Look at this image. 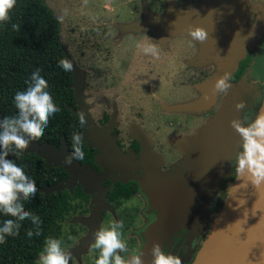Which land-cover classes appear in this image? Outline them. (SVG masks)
Instances as JSON below:
<instances>
[{
	"label": "rangeland",
	"instance_id": "374dc122",
	"mask_svg": "<svg viewBox=\"0 0 264 264\" xmlns=\"http://www.w3.org/2000/svg\"><path fill=\"white\" fill-rule=\"evenodd\" d=\"M44 1L61 23V41L74 76L78 104L75 112H88L97 124L103 120L102 114H108L103 127L108 128L118 142L119 150L126 154H131L129 144L138 140V132L146 133L152 154L158 159L157 171L166 172L162 170L166 167L165 161L177 163L185 158L177 142L194 139L197 132L193 133L194 129L207 127L210 120L235 102L238 96L243 98L253 81L264 83L262 37L247 56L248 66L241 79L227 81L229 87L226 90L219 91L210 103L202 104L203 97L200 98L197 91L221 67V58L213 55L202 60V44L193 40L186 29H176L172 21L174 13L207 14L210 5L221 0ZM207 15L218 32L228 34L225 22L218 15ZM148 45L155 48V55L145 54L143 47ZM197 79L204 81L194 82ZM192 83H196L192 86L197 89L196 97L188 100L192 89L184 85ZM233 85L237 86L233 88ZM186 99L190 104H184L180 112V107L173 103L182 104ZM174 125L177 127L172 129ZM31 151L30 143L23 153ZM236 154L227 160V166L235 162L236 158L233 161L232 158ZM211 195V190L205 191L203 200L190 209L196 215L191 227L197 223L200 225H196L199 228L195 232L197 237L205 229L206 218L201 215ZM138 204H141V197L122 204L120 208L123 213ZM90 216L89 212L83 214L80 209L71 210L61 224L56 239H60L62 248L71 254L69 264H95V237L90 236L87 224ZM113 216V212L108 211L99 230L108 229L114 222ZM191 233L188 231L180 239H189ZM130 237V232L122 231L121 238L125 243L131 241ZM88 247H91L89 251Z\"/></svg>",
	"mask_w": 264,
	"mask_h": 264
},
{
	"label": "water",
	"instance_id": "95a60500",
	"mask_svg": "<svg viewBox=\"0 0 264 264\" xmlns=\"http://www.w3.org/2000/svg\"><path fill=\"white\" fill-rule=\"evenodd\" d=\"M213 10L225 22L228 34L218 32L203 13H174L172 21L176 29H186L190 33L192 29L202 28L207 32L206 41L201 43L202 60L213 55L221 58V67L204 83L206 103L211 102L215 95L217 80L225 74L229 79L264 33V5L256 8L258 17L246 33L241 21V3L226 7L218 2L214 3ZM243 107L242 96H238L208 128L199 130L194 139L176 143L181 151L189 155L180 180L157 173L156 158L152 156L144 135L138 134L141 153L135 159L118 149L108 128H99L85 114L87 123L82 139L87 147L98 150L95 163L105 173H116L112 182H136L148 197L150 209L161 213V218L145 232L147 244L138 254L143 264H152L153 244L158 243L162 248L172 234L185 226L189 221L188 211L199 203L203 192L213 182L212 190L223 177L227 160L236 153L247 135L241 119ZM262 112L264 95L255 121ZM74 113L79 117L78 113ZM233 121H239L240 130L232 127ZM31 144L33 151L26 153L34 152L44 159L46 167L60 166L70 175L69 179L38 188L37 191L45 194L64 189L71 191L81 183L86 194L99 190L101 203L104 202L101 179L89 165H81L75 159L70 164L66 163L72 152L64 144L60 148L47 143ZM135 167L142 175L133 172ZM259 174H264V142L251 134L224 202L212 214L191 264H264V179H260ZM100 209L97 207L93 211L90 236H95Z\"/></svg>",
	"mask_w": 264,
	"mask_h": 264
},
{
	"label": "trees",
	"instance_id": "16d2710c",
	"mask_svg": "<svg viewBox=\"0 0 264 264\" xmlns=\"http://www.w3.org/2000/svg\"><path fill=\"white\" fill-rule=\"evenodd\" d=\"M9 15L7 22L0 23V120L18 114L14 102L15 94L27 90L32 73L39 69L41 76L48 82L47 91L60 111L50 117L41 139L30 143H47L57 148L64 144L72 152V135L78 132L83 136L84 126L80 125L79 117L74 113L77 99L73 72H66L59 65V61L68 60L61 41L60 20L44 0H17ZM14 24L19 26L18 29L13 28ZM247 66V59L240 61L237 71L230 79H241ZM257 88V85H253L250 90ZM259 107L254 109L255 114ZM135 145L138 152L137 144ZM246 145L247 140L240 154L246 149ZM83 151L84 159L77 161L81 165L91 164L96 167L94 158L97 150L87 148L83 142ZM8 159L23 168L25 174L35 181L36 189L69 178V174L61 167H46L44 159L34 152L22 153L19 157L9 154ZM238 168L239 164L236 165V169ZM129 194L126 193L125 196L128 197ZM78 197L86 198L81 189L76 187L73 193L67 189L50 194L36 191L35 196L28 201H21L25 211L38 216L42 221L41 234L29 237L27 233L35 232V226L30 219L20 221L19 234L6 236V242L0 244V264H35L45 246L44 242L49 237H58L62 222L77 207L78 204L72 203ZM6 219L14 218L0 213V227ZM194 258L195 255L192 254L184 264H191Z\"/></svg>",
	"mask_w": 264,
	"mask_h": 264
},
{
	"label": "clouds",
	"instance_id": "9594fccd",
	"mask_svg": "<svg viewBox=\"0 0 264 264\" xmlns=\"http://www.w3.org/2000/svg\"><path fill=\"white\" fill-rule=\"evenodd\" d=\"M16 3L17 0H0V23L10 19L9 13ZM18 27L13 25L14 29ZM189 34L193 40L200 43H204L207 39V32L202 28L192 29ZM143 51L145 54H156L152 45L144 46ZM59 65L66 72L72 70V64L68 60L59 61ZM227 79L225 74L217 80L214 90H226L229 87ZM48 87V82L37 69L31 75V83L27 90L15 94L14 102L18 114L0 120V213L14 218L4 220L3 226L0 227V244L6 242V236L19 234V222L25 219H30L36 229L35 232L27 233L29 237L41 234L42 221L38 216L25 211L24 204L21 203L35 196L37 191L35 181L25 174L23 168L8 159V156L13 154L19 157L29 147L30 142L40 140L49 125L50 117L60 111L47 91ZM79 123L81 126L87 123L83 112L79 113ZM232 127L240 130L239 121H233ZM247 131L264 142V112ZM72 149L71 155L66 158V163L70 164L73 159H84L83 139L78 132L72 135ZM259 175L260 179H264V174ZM123 228V221L113 222L108 229L102 228L95 233L93 247L99 250L95 264H143L141 255L132 254L127 259L121 255L128 251L127 244L121 238ZM44 244L36 264H69L71 254L62 248L60 239L49 237ZM151 255L152 264H182L180 258L165 254L158 243L153 244Z\"/></svg>",
	"mask_w": 264,
	"mask_h": 264
},
{
	"label": "flooded vegetation",
	"instance_id": "af4514ba",
	"mask_svg": "<svg viewBox=\"0 0 264 264\" xmlns=\"http://www.w3.org/2000/svg\"><path fill=\"white\" fill-rule=\"evenodd\" d=\"M249 1L251 3H253V5H252L253 12L249 13V15H247L246 18L250 21V23L252 24V27H253V25H254L257 17H258V14H259L258 11L256 10V8L260 5H264V0H249ZM214 3H218V2L215 1ZM222 5L226 6L224 3H222ZM232 6H233V4L230 6H226V7H232ZM248 31L249 30H246L245 33ZM262 37H264V33L261 36V38ZM261 38L259 39L258 43L253 47V49L259 44ZM249 53L246 55V57H245L246 59H247V56L249 55ZM204 79H202V80L197 79V81L195 80L194 82H196V83L201 82ZM227 81L230 82V81H234V80H231L229 78ZM196 83L184 85L186 87L190 86V88L192 89V94H191L190 98H187L188 100H193L196 97L195 90L192 88L193 84H196ZM253 85H257L258 88L254 91H251L250 89L253 87ZM235 86H237V85H233V88ZM180 88H183V87H180ZM171 90H175V89H171ZM263 95H264V83L259 82V81H253L250 84L247 93L245 95H243L242 100L244 103V107H243V110L241 113V119L243 120L244 129L246 131L255 122L254 118H256L257 114L254 113V109L257 106L261 105ZM77 109H78V104H77ZM83 113L88 115V112L83 111ZM108 117H109L108 114H106V113L102 114L103 120L99 121V124H97L96 122H94V123L99 128H105L103 126L105 125L104 123H106L108 121ZM246 117H247V119H246ZM175 125L178 126V124H175ZM175 125L173 126L172 129L177 127ZM196 126H197V122H196ZM109 134L113 137V135L110 132H109ZM138 134H142V133L138 132ZM144 136L147 139L148 146L151 150L150 142H149V138L147 137V134L145 133ZM250 136H251V133H249L247 131V135H246L245 140L243 141V143L241 144V146L237 150L238 153L237 154L235 153L236 155L232 158V161L236 158L234 160L235 162L229 163V165L226 167V170H225L223 177H221L217 186L212 190L211 188L213 187V184H214V182H213V184H211L210 187L207 190H205V191L212 190L211 191L212 195H211L210 202L207 203V208L205 209L204 214L201 215V217L204 216L203 218H206V221L204 222V225H203V228H205V229L203 230V233L200 235L201 237L204 234V232H205V230H206V228L210 222V218H211L212 214L223 203V202L221 203V200L223 198H225V196H226V193L228 191V187L231 183V180H232L234 174L236 173V171L238 170V169H236V165L239 164V166H240L244 152L246 149L243 151L242 154H240V151L245 146L246 140H247V145H248V141H249ZM113 139H114L115 144L118 147V142L115 140L114 137H113ZM135 144H137V147L139 149L138 152H136V147H135L136 145ZM247 145H246V148H247ZM87 148H89V147H87ZM91 148H94V147H91ZM129 148L131 150V154H128V155H131L135 159H138V157L141 153V143H140L139 139L138 140H132L131 143L129 144ZM118 149H119V147H118ZM95 150H97V149H95ZM97 152H98V150H97ZM151 154H152V151H151ZM96 155H95V157H96ZM152 156H153V154H152ZM153 157H155V156H153ZM240 158H241V161H240ZM157 161H158V159L156 158V162H155V170L156 171H157V169H156ZM181 161L182 160H179V161L177 160V163H175L176 161H171V160H169L167 162L165 161L164 163H166V165H165L166 167L163 170L168 171L175 164L178 165L179 163H181ZM94 164L96 165V167H94L91 164H82V165H89L91 167V170L101 179V184H102V187L104 188L103 189L104 202L101 203V200H100L101 194H100L99 190H95L91 194H86L83 191L82 184L78 183L77 185H75L73 187V189L76 187L81 189V192L86 196V198L85 199H79L81 197H78V199L73 201V203H72L73 205L78 204L77 207L73 211L80 209L83 214H85L87 212H89L91 214V216L87 219V224H88L89 229H90V234H91V230H92V226H91L90 221L93 218V211L97 207H101L100 214H99V221H98L97 227H96V232L99 231V225L101 224L103 217L107 215L108 211H112L114 214L113 221L114 222L123 221L124 228L122 231L126 232V233H128V232L131 233V237H130V238H132L131 241L129 243H126L128 251L126 253H121V255L124 256L126 259L128 258L129 255H132V254L138 255L140 253V251L143 249V247L146 246V244H147V238L145 235L147 228L151 224L157 222L161 218V213L156 211V210L150 209L148 197L145 195V192L139 187V185L136 182H134V181H128L127 183H121L118 181L112 182L113 176L116 173L113 171H111L110 173H105L95 163V158H94ZM58 167H60V166L51 167V168H58ZM61 168L63 169V167H61ZM184 170L185 169H182L181 167L179 168L178 178H177L178 180L181 179L182 174L184 173ZM133 172L136 175H142V172L140 170H138L136 167L134 168ZM157 173H158V171H157ZM216 177H217V175H216ZM216 177H215V179H216ZM69 178H70V175H69ZM69 178H66V179H69ZM66 179H62L61 181L66 180ZM215 179H214V181H215ZM73 189L71 191L69 190L70 193H73ZM132 190H134V191H132ZM126 193H130L128 195V197L125 196ZM202 196H203V194H202ZM202 196H201V199L203 200ZM138 197H141V204H138V206H136L135 208L128 210L127 212L122 213V209L120 208L122 206V204H125L126 202L134 200L135 198H138ZM201 199H200L199 203L201 202ZM204 207H206V206H204ZM188 215H189L188 223L185 226H181V228L177 232L172 234L169 237V239L162 246V249L165 252V254H171V255H174V256L180 258L182 264H184L192 256V254L196 255L198 244H199V241L201 239L200 236L197 237V234H195L196 230L199 229L197 227H200V225H198V223L196 222L197 224H195L194 227H191L192 222L195 220L196 215L190 211H188ZM196 225H197V227H196ZM188 231L193 232L190 234V238L187 240L180 239V237H182L183 234L188 233ZM93 237H95V236H93ZM182 240H183V242H182ZM89 249H91V247H88V251H89ZM98 257H99V250H97L95 252L94 263L96 262Z\"/></svg>",
	"mask_w": 264,
	"mask_h": 264
},
{
	"label": "crops",
	"instance_id": "0c3cea01",
	"mask_svg": "<svg viewBox=\"0 0 264 264\" xmlns=\"http://www.w3.org/2000/svg\"><path fill=\"white\" fill-rule=\"evenodd\" d=\"M221 3H224L226 6H230V5H232V4H234V3H241L242 4V12H241V21H242V25H243V28H244V30L246 31V30H250L251 29V27H252V24L250 23V21L246 18L247 17V15H249V13H252L253 12V10H252V5H253V3H251L249 0H221ZM211 7H210V9H208L207 11V14H210V15H212V16H215V13H214V10H213V7H214V3L213 4H211L210 5ZM206 11V10H205ZM201 13H203V14H205L208 18H209V16L206 14V13H204V12H201ZM210 19V18H209ZM211 20V19H210ZM210 78V77H209ZM204 81V80H203ZM203 81H201V82H203ZM201 82H197V83H201ZM203 86V88H199V90L197 91V93L199 92V96H200V98H202V104H204V105H206L207 103L206 102H204V97H205V91H203L204 90V84L202 85ZM195 90V89H194ZM197 90V89H196ZM196 90H195V92H196ZM218 92L219 91H215V95H214V97H217V95H218ZM213 97V98H214ZM213 100V99H212ZM216 100V99H215ZM214 100V101H215ZM193 102V101H192ZM171 103H173V102H171ZM187 103H189V101H185L184 103H182V104H178V103H173L174 105H177L178 107H180V109L181 108H183L184 107V104H187ZM210 103V102H209ZM190 104V103H189ZM193 104V103H192ZM186 111V110H185ZM184 111V112H185ZM180 112H182V109H181V111ZM180 116V115H179ZM174 117V116H173ZM218 117V116H217ZM216 117V118H217ZM216 118H214L213 120H210V122L207 124L208 126L207 127H205V128H202V129H206V128H208L211 124H212V122L216 119ZM198 123V122H197ZM202 129H199V130H202ZM199 130H196V129H194V131H193V133L194 132H198ZM197 132H196V134H197ZM196 134H195V136H196ZM183 135V134H182ZM164 136H166V135H164ZM179 135H170V137H178ZM167 139V138H166ZM183 154H184V156H185V158H183V159H181L182 161H181V163H179L178 165H174L171 169H169L168 171H166V172H160V171H158V173L160 174V175H162V176H166V177H171V178H175V179H177L178 178V172H179V168L181 167L182 169H185V165H186V163L189 161V155L188 154H186V153H184L183 152ZM157 164H158V161H157ZM156 166H158V165H156ZM163 170V169H162ZM165 171V170H164Z\"/></svg>",
	"mask_w": 264,
	"mask_h": 264
}]
</instances>
